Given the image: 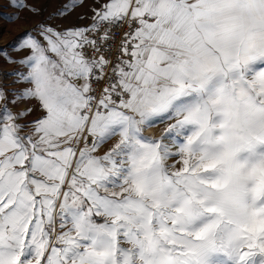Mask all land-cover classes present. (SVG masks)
Wrapping results in <instances>:
<instances>
[{"label":"snow or ice","instance_id":"1","mask_svg":"<svg viewBox=\"0 0 264 264\" xmlns=\"http://www.w3.org/2000/svg\"><path fill=\"white\" fill-rule=\"evenodd\" d=\"M47 2L0 46V264H264V0Z\"/></svg>","mask_w":264,"mask_h":264},{"label":"rangeland","instance_id":"2","mask_svg":"<svg viewBox=\"0 0 264 264\" xmlns=\"http://www.w3.org/2000/svg\"><path fill=\"white\" fill-rule=\"evenodd\" d=\"M16 0H0V46L7 45L11 48L15 43L18 34L26 28H30L37 21L41 20L42 16L34 15L29 11L28 7L17 8L11 6ZM27 4L35 3L36 0H25ZM59 2V0H48L46 3L47 11L44 12V16L48 14ZM92 0H86L83 8H78L76 11L83 13L86 11ZM18 13L15 19H9L12 14ZM76 21L75 13L68 19V23H74ZM9 68L11 65H5Z\"/></svg>","mask_w":264,"mask_h":264},{"label":"crops","instance_id":"3","mask_svg":"<svg viewBox=\"0 0 264 264\" xmlns=\"http://www.w3.org/2000/svg\"><path fill=\"white\" fill-rule=\"evenodd\" d=\"M154 129V130H153ZM161 129H160V127H157V128H148L147 130H146V133L147 134H158V132L160 131Z\"/></svg>","mask_w":264,"mask_h":264},{"label":"built area","instance_id":"4","mask_svg":"<svg viewBox=\"0 0 264 264\" xmlns=\"http://www.w3.org/2000/svg\"><path fill=\"white\" fill-rule=\"evenodd\" d=\"M119 34H120V32L118 31V32H117V35H119Z\"/></svg>","mask_w":264,"mask_h":264},{"label":"bare ground","instance_id":"5","mask_svg":"<svg viewBox=\"0 0 264 264\" xmlns=\"http://www.w3.org/2000/svg\"><path fill=\"white\" fill-rule=\"evenodd\" d=\"M154 130V129H153ZM153 134V133H152Z\"/></svg>","mask_w":264,"mask_h":264}]
</instances>
